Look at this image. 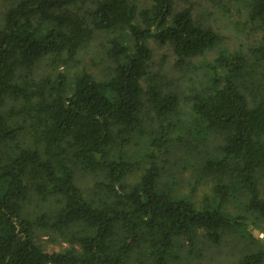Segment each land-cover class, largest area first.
Returning a JSON list of instances; mask_svg holds the SVG:
<instances>
[{
    "label": "trees",
    "instance_id": "trees-1",
    "mask_svg": "<svg viewBox=\"0 0 264 264\" xmlns=\"http://www.w3.org/2000/svg\"><path fill=\"white\" fill-rule=\"evenodd\" d=\"M150 1L138 10L133 0H97L84 10L86 0H11L0 24V264H133L135 255L142 258L138 264H168L181 239L217 243L235 225L224 207L236 194L264 224L258 184L264 82L253 74L264 63V41L252 49L254 61L241 51L222 52L206 64L205 81L186 92L163 90L156 81L161 74L151 73L150 40L184 61L221 37L195 19L191 7ZM246 7L251 19L264 20V0H247ZM97 32L117 33L103 76L85 69L71 79L33 72L46 57L76 61ZM180 107L189 108L182 114L199 126L194 135L201 143L212 133L221 140L204 166L219 175L215 195L199 206L160 182L155 158L182 122ZM144 135L155 151L144 154L148 165L126 184L129 146ZM76 174L103 176L95 182L100 194H84ZM33 203L36 216L30 218ZM40 232L60 235L68 247L45 251L35 239ZM263 263L261 244L235 264Z\"/></svg>",
    "mask_w": 264,
    "mask_h": 264
},
{
    "label": "rangeland",
    "instance_id": "rangeland-1",
    "mask_svg": "<svg viewBox=\"0 0 264 264\" xmlns=\"http://www.w3.org/2000/svg\"><path fill=\"white\" fill-rule=\"evenodd\" d=\"M96 1L86 0L84 10L92 9ZM133 1L138 10L147 8L151 4L150 0ZM10 5L11 0H0V24ZM246 6L247 0H176L175 10L191 7L195 19L212 27L219 33L221 39L214 48L184 61H178L170 46L159 45L154 40H150L153 50L151 73L161 74L156 78L157 86L162 87L163 90L179 88L180 91L182 89L188 91L189 85H198L205 81L209 72L206 64L212 63L222 52L241 51L254 61L251 51L264 41V20L251 19ZM116 35L117 33L97 32L80 48L76 61L73 59L66 64L63 60L52 61L50 57H46L34 67L33 72L37 76L39 74L57 76L59 73H64L71 79L72 74L85 69L101 77L106 74L111 64L108 49L111 38ZM258 64L255 65L253 74L264 82V63ZM13 105L14 103L10 101L5 109L9 110ZM180 108L179 117L182 118V122L179 126L171 128L168 134L171 142L167 148L157 152L158 156L155 158L162 174L160 182L172 187L176 193L192 197L199 206L205 197L208 200L214 198V187L219 175L208 172L204 166L205 159L217 156L216 148L221 140L219 135L212 133L201 143L194 135L199 126L193 125L191 119L182 114L188 112L189 108ZM152 124L157 130L159 125L153 122ZM146 128L148 127L144 126V129ZM147 142L148 135L131 141L129 149L132 169L125 179L126 184L134 183L145 165H148L150 158L144 157V154L155 149ZM102 179L103 176L98 174H76V182L82 187L84 194L91 192L94 198L102 191L97 184ZM258 184L260 195L264 197V175L260 176ZM244 201L243 197L236 194L226 203L224 211L235 219V225L225 228L217 243L202 236H198L194 245L181 239L180 245L174 247L171 255L168 256V264H235L243 254L252 252L264 244V237H261L264 236L262 232L264 224L259 220L256 222L255 215L246 209ZM27 208L30 218H35L36 204L33 203ZM35 239L45 251L50 253L68 247L65 239L50 232L37 233ZM139 260H142L141 256L135 255L133 264Z\"/></svg>",
    "mask_w": 264,
    "mask_h": 264
},
{
    "label": "built area",
    "instance_id": "built-area-1",
    "mask_svg": "<svg viewBox=\"0 0 264 264\" xmlns=\"http://www.w3.org/2000/svg\"><path fill=\"white\" fill-rule=\"evenodd\" d=\"M261 237L263 238L264 236H263V235H261Z\"/></svg>",
    "mask_w": 264,
    "mask_h": 264
}]
</instances>
